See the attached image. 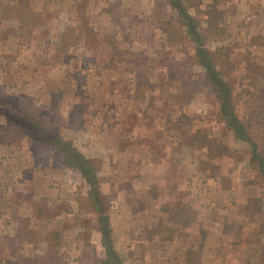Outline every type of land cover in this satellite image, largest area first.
Segmentation results:
<instances>
[{
	"label": "rangeland",
	"instance_id": "rangeland-1",
	"mask_svg": "<svg viewBox=\"0 0 264 264\" xmlns=\"http://www.w3.org/2000/svg\"><path fill=\"white\" fill-rule=\"evenodd\" d=\"M91 1L0 0V91L43 108L105 196L94 206L57 150L38 156L0 127V264H102L101 216L123 264H264V89L238 30L248 0H124L107 32Z\"/></svg>",
	"mask_w": 264,
	"mask_h": 264
},
{
	"label": "trees",
	"instance_id": "trees-1",
	"mask_svg": "<svg viewBox=\"0 0 264 264\" xmlns=\"http://www.w3.org/2000/svg\"><path fill=\"white\" fill-rule=\"evenodd\" d=\"M178 2L179 3L177 7H179V4L181 6V1ZM185 12L183 13V11L180 10L179 15L183 20L186 21L188 33L191 34V36L193 37L192 39H200L201 36L196 29V25L194 24V17L190 14L188 15V13ZM197 34L199 36H195ZM197 53L200 58V63L207 68L208 66L205 63L206 59L203 57L205 54H208L207 51L205 49L198 48ZM207 63L211 67L212 59H207ZM218 80L221 79L217 74H215L213 82L216 83V85L218 83ZM8 100H10L9 97L4 94V92L0 91V127L13 132L14 134H27L28 136H30L32 142L38 144V146H33L34 152L38 156L41 146H47V144L50 145L48 149L52 148L54 150H57L56 156L58 160L62 162L64 166L77 169L88 183L89 198L94 206H101L103 208V206L105 205V196L100 192L98 188V176H96L97 166L95 165L93 159H89L81 155L80 152L72 146V141L64 139L62 135L59 134L57 128L58 123H46L50 124L51 126L45 127V122L41 120V118H43L41 112L43 108L38 107V109L34 108L31 111H23L19 108V105L13 102L8 103ZM107 220V216L100 217V227L103 232V245L107 256V259H105L102 264H123V259L121 258L115 245H113V243H111L109 240V238H111V235L109 227L106 225Z\"/></svg>",
	"mask_w": 264,
	"mask_h": 264
},
{
	"label": "crops",
	"instance_id": "crops-1",
	"mask_svg": "<svg viewBox=\"0 0 264 264\" xmlns=\"http://www.w3.org/2000/svg\"><path fill=\"white\" fill-rule=\"evenodd\" d=\"M94 1L96 0H92L91 2L94 3ZM123 1L124 0H103L102 6L104 7V12H100L104 13L107 18L105 23V32L109 31L117 25L118 19H116L114 15L112 5L122 7L124 6ZM152 1L156 3V0ZM92 3L88 2V5L96 6ZM134 4L136 5V0ZM248 4V12L240 13L239 15L240 19L238 21V30H242L239 31V33L242 35L241 39H243V37L248 39L247 41L249 44L248 48L250 49L249 55L251 60L249 62V68H251L252 71L254 70V77L250 78V81L254 83L253 87L255 92L257 93L259 87H262L264 89V0H248ZM61 14L64 15L63 11ZM91 14L92 13L88 14V17ZM125 18H128V15L124 14V17H120V21H123ZM76 19H78L77 15L74 16V20ZM243 28L246 29L243 30ZM243 33H246V35L244 36ZM13 49L14 48H12L10 51H12ZM40 83L41 85L43 84V82ZM44 83H47L49 85L51 84V81H46Z\"/></svg>",
	"mask_w": 264,
	"mask_h": 264
}]
</instances>
